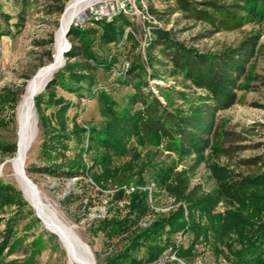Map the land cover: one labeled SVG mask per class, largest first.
I'll use <instances>...</instances> for the list:
<instances>
[{
	"label": "trees",
	"instance_id": "obj_1",
	"mask_svg": "<svg viewBox=\"0 0 264 264\" xmlns=\"http://www.w3.org/2000/svg\"><path fill=\"white\" fill-rule=\"evenodd\" d=\"M167 1H173L175 7H167V11L150 7L151 14L182 12L187 19L204 21L217 31L239 29L264 16V0ZM65 3L56 7L57 14L64 13ZM6 5L13 11L7 12ZM27 5L28 0H3L0 16L20 30ZM129 10L128 5L111 19L90 18L83 25L76 21L71 25L65 65L35 97L41 152L48 161L37 170L89 179L85 188H98L100 193L114 187L113 200L126 202L125 213L106 215L91 227L104 248L111 247L99 264H160L172 255L177 257L173 264H190L209 250L216 257L215 264H264V168L238 177L230 169L214 165L217 186L204 194L196 188L189 190L186 177L174 173L171 166L158 167L146 176L147 166L141 159L147 144L159 147L166 141L168 151L180 156L194 153L200 163L211 144L215 111L233 104L234 90L246 75L254 43L204 53L178 41L174 30L153 23L150 32L146 30L140 37ZM53 43L51 33L47 44ZM141 46L134 58L133 51ZM53 56L55 48L50 46L46 57L52 62ZM158 63L164 72L170 68L171 75L183 77L206 93L185 110H169L151 90L146 91L149 70L153 80L160 76ZM129 85L131 90L121 96L122 88ZM26 87L23 83L0 91V106L10 110L11 124ZM58 88L79 97V104L83 98L97 100L100 125L80 122L77 112L70 117L74 103L60 95ZM17 140L16 135L11 142H0L1 151L15 154ZM151 184L155 190L149 189ZM162 190L182 205L156 214L143 226L156 213L151 198ZM220 205L224 208L218 211ZM26 214L32 217L31 223L40 222L21 191L0 182V258L15 244V224ZM96 256L100 257L97 251Z\"/></svg>",
	"mask_w": 264,
	"mask_h": 264
},
{
	"label": "rangeland",
	"instance_id": "obj_2",
	"mask_svg": "<svg viewBox=\"0 0 264 264\" xmlns=\"http://www.w3.org/2000/svg\"><path fill=\"white\" fill-rule=\"evenodd\" d=\"M70 1L28 0V5L25 8V21L20 30L0 16V43L3 47V51L0 52V91L5 88L16 89L23 83L28 84L40 69L53 63L46 57V50L50 46L55 48V35L62 16V13H56V7L66 2L65 8H67ZM231 1L229 0V2ZM118 3H125L131 7L128 13L131 14L133 21L138 26L140 37L148 30L149 24L153 23L174 30L178 41L204 53L220 52L228 48H238L248 42L254 43L253 50L246 62V75L238 82L234 90L236 96L233 104L226 109L215 111L214 124L209 135L211 144L206 149L200 163L197 162L198 157L194 153L180 156L168 151L166 141L159 147L147 144L144 151L141 152V159L147 166L145 175L150 177L154 169L171 166L174 168V173H181L186 177L189 190L196 188L198 193L206 194L217 186L212 169L214 165L228 168L237 176L239 175L238 177L263 169L264 16L245 22L244 26L239 29L217 31L204 21L187 19L182 12L151 14L152 12L149 10L150 7H154L159 11H167V7H175L173 1L101 0L89 7L75 21L90 17V13L96 9L107 13L113 8L116 9ZM12 9L8 5L5 7L7 12H12ZM210 30H212V34H209ZM9 31L11 34H8ZM51 33L54 34L52 45L47 44ZM141 50L142 46L133 51L134 58L138 57ZM42 63H44L43 66H41ZM156 69L161 71L160 76L153 80L150 75L151 70H149L147 74L149 84L146 91L151 90L171 111L187 109L195 103L199 96L206 93L205 90L198 89L191 82L185 81L183 77L171 75L168 72L170 68L165 69L166 72H164L158 63ZM129 90H131V85L123 87L121 96H124ZM58 93L66 95L73 101L74 107L69 111L70 117L77 112L80 122L100 125L102 116L97 100L89 101L88 98H83L79 104L80 98L74 94L69 95L61 88H58ZM22 98L23 95L19 104ZM18 107L15 123L11 124L9 123L10 110L0 106V142L3 144L11 142L19 134ZM50 112L51 110L48 111V113ZM35 126L36 132L24 160V170L27 177L35 184V190L44 203L70 228L77 240L75 249L78 259L68 253L59 236L45 226L32 206L31 200L23 188L22 180L12 163V158L17 152L13 155L4 154L0 149V182L13 185L21 191L23 198L40 220L38 223H31L32 217L26 214L23 220L21 219L15 224L16 234L12 239L15 244L9 252L0 258V264H82L80 259H90L92 262L94 261V264H99L100 259L105 258L111 247L104 248L99 237L94 236L91 227L94 222L106 215L125 213L126 202L116 203L113 200L114 187L100 193L98 188L91 186L85 188L86 184L91 183L89 179L49 175L37 170L38 167L48 163L41 152L42 135L37 108L35 110ZM149 189L155 190L154 184H151ZM89 199L92 200V206H90ZM150 203L156 213L148 216L143 226L155 219L156 214L169 213L182 205L165 190L154 194ZM223 208L224 206L220 205L218 211ZM3 227L4 224L1 225V228ZM96 251L100 254L99 258L96 256ZM175 259L177 257L172 255L171 258L162 260L160 264H173L171 261ZM180 263L186 264L183 261ZM215 263L216 257L209 250L190 264Z\"/></svg>",
	"mask_w": 264,
	"mask_h": 264
},
{
	"label": "bare ground",
	"instance_id": "obj_3",
	"mask_svg": "<svg viewBox=\"0 0 264 264\" xmlns=\"http://www.w3.org/2000/svg\"><path fill=\"white\" fill-rule=\"evenodd\" d=\"M101 0H71L62 14L59 28L55 35V60L50 65L56 66L55 69L43 67L39 74L35 76L26 87L21 103L19 104L17 114L19 120V145L16 155L12 158L15 170L20 176L23 188L26 191L28 198L31 200L32 206L35 208L38 216L44 222L45 226L53 233L57 234L67 249L68 253L77 258L76 254V238L70 231V228L59 219L58 216L50 210L44 203L40 195L35 190V184L27 177L24 170V160L32 144V138L36 132L35 126V97L39 94L54 72L63 67L65 61V48L67 47L68 38L66 33L74 23L75 19L81 14H84L89 7ZM103 1V0H102ZM35 140V139H34ZM90 258V257H89ZM78 259V258H77ZM80 259V258H79ZM82 264H94L90 259H80Z\"/></svg>",
	"mask_w": 264,
	"mask_h": 264
},
{
	"label": "built area",
	"instance_id": "obj_4",
	"mask_svg": "<svg viewBox=\"0 0 264 264\" xmlns=\"http://www.w3.org/2000/svg\"><path fill=\"white\" fill-rule=\"evenodd\" d=\"M127 7H128V5L127 4H125V3H118V5H117V8L116 9H112L111 11H108L107 13H102V11H100L99 9H96V10H94V12H92V13H90L91 15H90V17H87V18H83L82 20H78L77 21V23L79 24V25H83V23L86 21V20H88V19H90V18H96V19H102V18H108V19H111L112 17H113V15H115L116 14V12L120 9H122V10H126L127 9ZM150 32V30H148V33ZM0 51L2 52L3 51V47L2 46H0ZM128 192H130L129 190H128Z\"/></svg>",
	"mask_w": 264,
	"mask_h": 264
},
{
	"label": "water",
	"instance_id": "obj_5",
	"mask_svg": "<svg viewBox=\"0 0 264 264\" xmlns=\"http://www.w3.org/2000/svg\"><path fill=\"white\" fill-rule=\"evenodd\" d=\"M66 11V8H65V10H64V12ZM73 24V23H72ZM71 28V27H70ZM70 28H69V30H70ZM69 30H68V32H69ZM68 32L66 33V35L68 34ZM69 48H70V43L69 42H67V47L65 48V53L69 50ZM53 58H54V60H55V56H53ZM64 65H65V61H64ZM63 65V66H64ZM55 67L56 66H54V65H49V66H47V68H51V69H55ZM41 70V69H40ZM40 70L36 73V75L35 76H37L38 74H39V72H40ZM50 79H51V77L49 78V80L47 81V83L50 81ZM47 83L45 84V86L47 85ZM34 106L36 107V105H35V101H34ZM18 145H19V141L17 142V148H18Z\"/></svg>",
	"mask_w": 264,
	"mask_h": 264
}]
</instances>
